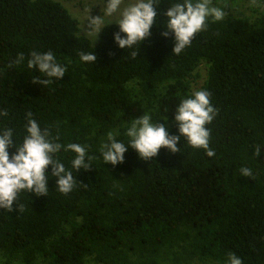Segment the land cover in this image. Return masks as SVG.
<instances>
[{"label":"trees","instance_id":"obj_1","mask_svg":"<svg viewBox=\"0 0 264 264\" xmlns=\"http://www.w3.org/2000/svg\"><path fill=\"white\" fill-rule=\"evenodd\" d=\"M257 1L243 11L244 0H213L224 18H210L175 54L159 25L140 48L123 50L112 39L115 24L92 44L57 0H0V109L8 112L0 129L12 128L20 142L31 112L58 142L86 145L94 157L76 172L75 154L62 151L76 178L71 192L61 193L53 177L46 195L22 191L16 210L0 209V264H227L233 253L264 264V0ZM173 2L159 0V22ZM33 51H52L65 76L34 83ZM81 51L97 60L82 63ZM198 90L211 93L217 110L207 125L214 157L182 138L181 152L162 148L143 160L129 148L123 164H104L98 149L109 131L127 142L128 123L150 112L168 116L161 123L178 134L172 112Z\"/></svg>","mask_w":264,"mask_h":264},{"label":"clouds","instance_id":"obj_2","mask_svg":"<svg viewBox=\"0 0 264 264\" xmlns=\"http://www.w3.org/2000/svg\"><path fill=\"white\" fill-rule=\"evenodd\" d=\"M158 4L159 0H104L100 14L88 17L87 35L94 38L95 43L102 30L115 24L118 30L112 34L114 44L119 49H134L140 48L151 37L153 27L159 25L163 29H158L160 37H171L172 52L179 54L190 46L196 33L207 27L210 18L216 21L224 18V12L214 6L213 0H175L163 13L166 22L161 23ZM132 55L136 56L137 52L133 51ZM79 58L82 63L93 64L97 55L94 51H81ZM23 60L21 53L17 62ZM27 68L40 74L34 83L42 86L61 80L67 73V66L61 64L52 51L31 52ZM210 96L209 91L198 90L180 100L172 112L178 134L170 133L165 127L168 116L154 120L150 112L128 123L123 134L127 136V142L124 138L118 140V137H123L118 130L109 131L98 149L104 164L110 163L113 167L123 164L129 148L143 160L156 157L162 148L171 153L181 152L178 144L182 138L191 148L203 149L208 157H214L215 152L210 148L211 130L207 125L211 124L217 110L210 102ZM7 117V110L0 109V118ZM25 120L20 142H17L12 128L0 129V209L9 212L16 210L14 203L19 207L17 198L22 191L38 197L46 195L53 177L61 193L71 192L76 184L72 170L87 171L94 159L86 145L58 142L59 138L53 137L48 128H42L31 112L26 113ZM62 151L75 154L71 159L72 170L66 168L59 158ZM261 151L257 146L254 155L258 157ZM240 173L251 177L252 169L241 167ZM227 264H243V261L233 253L229 255Z\"/></svg>","mask_w":264,"mask_h":264},{"label":"rangeland","instance_id":"obj_3","mask_svg":"<svg viewBox=\"0 0 264 264\" xmlns=\"http://www.w3.org/2000/svg\"><path fill=\"white\" fill-rule=\"evenodd\" d=\"M61 2L69 11V13L75 17L79 22V29L81 34L88 37L92 44L94 43V38L87 35L88 28H87V20L88 17L97 16L100 14L104 0H57ZM258 3L257 0H244V5L242 6V10L244 11L246 7L249 6L250 3ZM255 5V4H254ZM200 74L201 78L198 80L200 84L205 75V68L200 66Z\"/></svg>","mask_w":264,"mask_h":264}]
</instances>
